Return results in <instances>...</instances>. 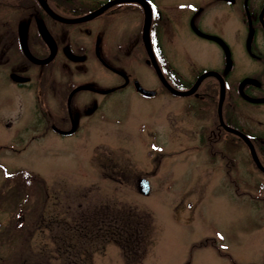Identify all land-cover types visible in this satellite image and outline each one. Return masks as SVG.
Returning a JSON list of instances; mask_svg holds the SVG:
<instances>
[{"label": "rangeland", "instance_id": "1", "mask_svg": "<svg viewBox=\"0 0 264 264\" xmlns=\"http://www.w3.org/2000/svg\"><path fill=\"white\" fill-rule=\"evenodd\" d=\"M80 3L84 8L63 17L84 14L94 1ZM4 11L0 19L8 23L19 13ZM142 19L134 3H122L84 24L53 26L74 43L100 39L110 49L122 46L116 75L90 59L81 72L72 67L69 77L54 66L57 80L85 88L75 97L68 134L48 129L55 122L65 128L66 109L53 104L48 91L42 108L38 89L35 94L15 85H28L33 76L12 79L17 69L0 58V264H264V174L246 150H233L234 167L227 173L226 157H210L196 146L191 122L199 109L182 111L191 98H147L132 90L133 80L160 88L137 38ZM238 23L233 13L224 29L234 53L243 30ZM183 31L156 29L178 72L168 81L180 91L219 52ZM114 85L109 97L88 91ZM10 175L25 187L16 188L19 180ZM141 178L148 181L147 195L139 192ZM19 200L21 213L12 208Z\"/></svg>", "mask_w": 264, "mask_h": 264}, {"label": "flooded vegetation", "instance_id": "2", "mask_svg": "<svg viewBox=\"0 0 264 264\" xmlns=\"http://www.w3.org/2000/svg\"><path fill=\"white\" fill-rule=\"evenodd\" d=\"M44 1L54 15L64 19L74 18L63 17L62 13L84 8V6H81V0ZM93 1L94 4L87 7L88 9L84 11V14L75 18L90 13L111 0ZM145 1L150 6L151 11L149 36L152 39L151 34H153L158 46L160 39L157 37L156 29L158 26H162L169 30L170 28L184 29L183 34L189 35L192 39L195 38L212 43L218 47L219 52L212 58L213 65L210 68L201 66L197 74L186 84L185 89L182 91L189 89L201 74L210 71L214 75L203 77L192 93L180 96L188 97L192 100L183 106L184 115L190 113L189 109H193L195 106L199 109L198 112H194L196 117L191 122V125L195 128L197 127L194 129L197 140L196 146H201L200 150L210 157H226V172L232 171L234 167V161L231 156L233 150L238 148L237 151H239L243 148L246 150L247 155L250 156V154L247 145L240 137L226 131L224 126H227L245 135L257 156H264V0ZM122 3H134L141 13V19L143 18L142 7L138 3ZM122 3L108 6L93 18H97L105 11L114 9L118 4ZM11 9L18 10L19 13L15 14L16 17H13L14 21L11 23L0 19V58L3 59L6 56L5 59L9 61L6 65H11V67L17 69L13 72L12 79L15 77L23 81L26 76H33L34 80L29 82L30 84L22 85L21 83H16L15 85L18 87H32L35 94L38 89L42 98V108H47L43 96L48 91L52 97V103L57 107L63 108L62 110L64 111L66 109L64 117L65 128L63 129L64 125L55 122L49 124L48 129L60 134L66 131L65 133L68 134L70 133L68 131L74 125L71 117V108H74L77 104L75 97L85 88H82L84 86L81 84H73L74 82L69 78L66 79L65 83L57 80L54 75V66H58L59 69L57 68V71L59 73L69 77L72 67L74 72H81L84 65L88 64L86 60L90 59L116 75V52L121 51L122 46L119 42L110 49L108 46L101 45L100 39L94 45L74 43L70 37L66 36L67 31L53 27L56 24H63V26L67 24H84V22L86 23L93 18L76 23H63L51 18L37 0H0V11L5 10L4 12H6ZM114 12L115 10L109 13L104 21L113 17ZM233 13L239 19L238 25L243 29L242 36L239 38V50L236 53L233 52L224 39V29H227V24L231 23ZM217 25L222 27L217 28ZM140 37L141 26L137 37L139 41H141ZM181 39L189 40V38H184L183 36ZM157 45L156 50L152 46L156 64L166 82L173 87L167 77L178 76V72L171 65L170 61L172 59L167 52L160 47L161 44L159 48ZM7 54L10 56L8 57ZM27 54L40 63H33L27 57ZM49 56L50 58L48 59ZM47 59L48 61L44 62ZM144 61L155 74L152 66L147 61V56ZM31 69H33L32 73H30ZM215 74L221 79L224 86L220 106L222 124L217 115L219 78L215 77ZM154 76L157 78L156 75ZM157 81L160 87L159 91L156 92L154 90V94L151 96H143L136 92L133 86L131 87L136 94L147 98H154L158 94L163 93L170 94L162 86L158 78ZM95 88L93 87L88 91L100 92L106 97L111 96V93H116V85L105 88L95 86ZM245 109L248 111L244 112ZM209 118L211 121L207 124ZM53 119L56 121V116ZM234 143L237 144L235 148ZM262 166L264 167L263 164ZM254 169L262 173L255 165ZM259 186L258 183L256 188L259 189ZM261 200H264V198H261ZM21 202L22 200H19L12 207L19 210L20 213L23 211ZM23 208L25 210V203H23ZM39 219L40 221L42 220L41 218ZM1 264H5V262ZM10 264L14 263L10 262Z\"/></svg>", "mask_w": 264, "mask_h": 264}, {"label": "water", "instance_id": "3", "mask_svg": "<svg viewBox=\"0 0 264 264\" xmlns=\"http://www.w3.org/2000/svg\"><path fill=\"white\" fill-rule=\"evenodd\" d=\"M38 3L41 5V7L43 8V10L53 19L58 20L60 22L63 23H76V22H81V21H85L88 20L90 18H93L94 16L98 15L101 11H103L104 9H106L108 6L115 4V3H122V2H136L138 3L141 7H142V11H143V21H142V26H141V42L143 44L145 53L147 55V61L150 63V65L152 66L155 75L157 76L158 80L160 81V83L162 84V86L172 95L175 96H185V95H189L190 93H192L195 89V87L198 85L199 81L208 75H214L213 72H205L203 74H201L196 80L195 82L192 84V86L187 89L186 91H178L176 89H174L173 87H171L166 80L164 79V77L162 76V73L160 72L154 55H153V51L151 48V43H150V39H149V27H150V16H151V11H150V6L148 5V3L145 0H111L109 2H107L106 4L102 5L101 7H99L98 9L87 13L81 17L78 18H74V19H64L61 18L59 16L54 15L49 8L47 7L46 3L44 0H37ZM28 58H30L32 61L35 62V60L33 58H31L29 56V54H27ZM50 58V56L48 57V59ZM45 60V61H48ZM215 77L219 78L216 74ZM132 86L133 89L138 92L139 94L143 95V96H151L154 94V91L149 90V89H145L143 88L138 82L137 80H133L132 81ZM223 92H224V86L223 83L221 81V79L219 78V94H218V102H217V115H218V119L221 122V118H220V106H221V101H222V97H223ZM224 128L226 129V131L231 132L233 134H236L238 137H240L245 144L247 145L248 149H249V154L250 157L252 159V161L254 162L255 166L257 167V169H259L262 173H264V167L262 165H260V163L258 162V159L255 155V152L252 148L251 143L249 142L248 138L243 135L242 133L236 131L235 129H232L230 127L224 126ZM149 190V184L148 181L146 179L141 178L139 181V192L143 195H147Z\"/></svg>", "mask_w": 264, "mask_h": 264}, {"label": "trees", "instance_id": "4", "mask_svg": "<svg viewBox=\"0 0 264 264\" xmlns=\"http://www.w3.org/2000/svg\"><path fill=\"white\" fill-rule=\"evenodd\" d=\"M262 158H263V160H264V156H262ZM17 174H21L23 177H24V175H23V173L22 172H20V171H17L16 172ZM15 173V174H16ZM10 176H12V175H10ZM10 176H8L7 178H9ZM12 178H14V176H12ZM13 180H15V181H17V180H19V183L17 184V187L16 188H24L25 187V185H24V180H22V178H14ZM26 182V181H25ZM26 186H27V184H26Z\"/></svg>", "mask_w": 264, "mask_h": 264}]
</instances>
